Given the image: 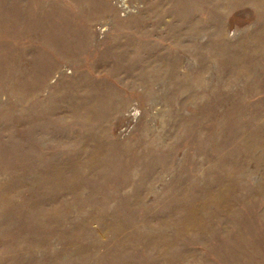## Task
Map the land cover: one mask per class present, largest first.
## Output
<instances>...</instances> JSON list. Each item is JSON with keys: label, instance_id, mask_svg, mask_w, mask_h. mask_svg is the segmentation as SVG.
I'll return each mask as SVG.
<instances>
[{"label": "rangeland", "instance_id": "rangeland-1", "mask_svg": "<svg viewBox=\"0 0 264 264\" xmlns=\"http://www.w3.org/2000/svg\"><path fill=\"white\" fill-rule=\"evenodd\" d=\"M0 264H264V0H0Z\"/></svg>", "mask_w": 264, "mask_h": 264}]
</instances>
